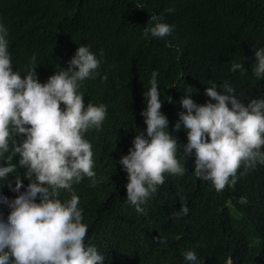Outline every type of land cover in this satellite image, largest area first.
<instances>
[{"label": "trees", "instance_id": "16d2710c", "mask_svg": "<svg viewBox=\"0 0 264 264\" xmlns=\"http://www.w3.org/2000/svg\"><path fill=\"white\" fill-rule=\"evenodd\" d=\"M152 14L175 26L171 34L145 35ZM0 20L10 29L14 70L26 73L36 53L41 81L67 67L79 44L91 45L98 56L103 50L100 74L80 88L85 105L91 100L108 105L103 126L85 134L93 145L97 182L85 176L73 187L89 226L87 238L105 253L104 264H189L188 249L203 264H226L229 256L233 264H264V164L239 175L242 166L236 185L217 191L195 175V150L187 157L182 146L187 133L174 127L179 111H186L180 103L185 87L195 90L190 95L198 103L211 99L205 91L211 81L231 82L245 102L264 97V78L253 72L254 46H264V0H0ZM239 61L245 70L233 72L232 63ZM155 69L162 111L181 144L177 156L186 171L165 173L140 213L125 202L128 173L119 160L147 128L141 112ZM18 159L12 162L23 175ZM29 182L24 179L25 187ZM3 192L18 195L7 185ZM71 195L61 190V199ZM241 195L247 203L239 202ZM184 203L189 213L173 217ZM0 211L6 218L10 209L0 205Z\"/></svg>", "mask_w": 264, "mask_h": 264}, {"label": "clouds", "instance_id": "9594fccd", "mask_svg": "<svg viewBox=\"0 0 264 264\" xmlns=\"http://www.w3.org/2000/svg\"><path fill=\"white\" fill-rule=\"evenodd\" d=\"M137 7L143 4L138 2ZM174 27L152 14L144 32L165 37ZM9 36V27L0 20V205L10 209L6 218L0 211V264H104L105 253L87 238L89 226L73 187L85 176L97 182L94 149L85 134L103 126L108 105L92 100L85 105L80 88L86 78L100 74L103 50L98 56L91 45L81 43L67 67L41 81L36 53L29 57L26 73L14 70ZM254 54L253 72L264 78V46H254ZM237 69L245 70L243 61L232 63L231 70ZM158 75L159 70H153L144 93L147 107L141 115L147 128L137 132L128 154L119 160L128 173L125 202L140 213L165 182V173L186 171L177 156L181 144L162 111ZM102 78L107 80V74ZM184 91L180 103L186 111H179L174 127L187 133L188 142L182 145L187 157L195 150L197 177L222 191L234 187L239 175L264 164V97L245 102L244 94L229 81L220 85L211 81L206 103L192 98V88ZM17 155L23 175L12 162ZM25 178L30 181L26 187ZM5 185L18 195L4 194ZM62 189L71 197L61 199ZM238 199L242 204L248 201L246 195ZM189 211L184 203L171 215L178 218ZM155 239L166 242L160 236ZM184 257L189 264H203L195 249L186 250ZM226 264H233L231 256Z\"/></svg>", "mask_w": 264, "mask_h": 264}]
</instances>
